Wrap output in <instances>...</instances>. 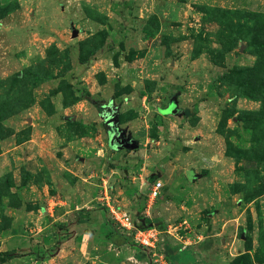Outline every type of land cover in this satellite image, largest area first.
<instances>
[{"label":"rangeland","instance_id":"374dc122","mask_svg":"<svg viewBox=\"0 0 264 264\" xmlns=\"http://www.w3.org/2000/svg\"><path fill=\"white\" fill-rule=\"evenodd\" d=\"M107 199L161 232L154 249ZM4 251L18 257L0 264H264V0H0Z\"/></svg>","mask_w":264,"mask_h":264},{"label":"built area","instance_id":"2783aa9c","mask_svg":"<svg viewBox=\"0 0 264 264\" xmlns=\"http://www.w3.org/2000/svg\"><path fill=\"white\" fill-rule=\"evenodd\" d=\"M162 187L160 181H154L146 186L144 185L142 191L145 192L148 206L160 196ZM105 199L106 196L104 197V200ZM105 205L111 221L115 224L117 229L127 233L125 235L130 238L134 246L147 251L154 249L156 243L161 238V232L157 228L153 225L144 226L140 225L138 222L135 223L132 218L111 205L108 199L105 201Z\"/></svg>","mask_w":264,"mask_h":264},{"label":"trees","instance_id":"16d2710c","mask_svg":"<svg viewBox=\"0 0 264 264\" xmlns=\"http://www.w3.org/2000/svg\"><path fill=\"white\" fill-rule=\"evenodd\" d=\"M168 110L164 111V113H168ZM180 110H176L174 114H176L177 112H179ZM181 113L184 116H189L190 115V111L189 110H183L181 111ZM128 238V237H126ZM18 256L15 254L14 251H4V252H0V262H5L7 260H11L14 258H17Z\"/></svg>","mask_w":264,"mask_h":264},{"label":"water","instance_id":"95a60500","mask_svg":"<svg viewBox=\"0 0 264 264\" xmlns=\"http://www.w3.org/2000/svg\"><path fill=\"white\" fill-rule=\"evenodd\" d=\"M111 140H112V138H111ZM124 147L126 148V149H131V150H133V149H135L136 147H137V143H136V141H130V142H127V143H125V145H124Z\"/></svg>","mask_w":264,"mask_h":264},{"label":"crops","instance_id":"0c3cea01","mask_svg":"<svg viewBox=\"0 0 264 264\" xmlns=\"http://www.w3.org/2000/svg\"><path fill=\"white\" fill-rule=\"evenodd\" d=\"M144 185V184H143ZM144 187V186H143ZM124 238L120 235V234H117V233H114L113 235V238H112V241L115 243V242H119V241H122Z\"/></svg>","mask_w":264,"mask_h":264}]
</instances>
